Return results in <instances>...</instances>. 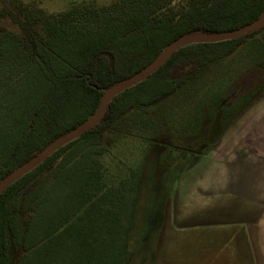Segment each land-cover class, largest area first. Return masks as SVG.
Segmentation results:
<instances>
[{"label": "trees", "instance_id": "1", "mask_svg": "<svg viewBox=\"0 0 264 264\" xmlns=\"http://www.w3.org/2000/svg\"><path fill=\"white\" fill-rule=\"evenodd\" d=\"M263 12L264 0L82 1L60 12L36 4L1 10L21 31L0 32V181L81 125L108 88L144 69L175 39L237 30ZM263 32L264 24L176 50L117 95L94 127L11 184L0 196V264H130L144 174L120 157L108 159L114 137L104 143L103 136L201 78L180 68L205 70ZM241 77L225 104L234 99L239 106L264 82L244 85Z\"/></svg>", "mask_w": 264, "mask_h": 264}, {"label": "crops", "instance_id": "2", "mask_svg": "<svg viewBox=\"0 0 264 264\" xmlns=\"http://www.w3.org/2000/svg\"><path fill=\"white\" fill-rule=\"evenodd\" d=\"M242 113L169 211L160 199L138 206L130 264H264V92Z\"/></svg>", "mask_w": 264, "mask_h": 264}, {"label": "rangeland", "instance_id": "3", "mask_svg": "<svg viewBox=\"0 0 264 264\" xmlns=\"http://www.w3.org/2000/svg\"><path fill=\"white\" fill-rule=\"evenodd\" d=\"M82 1L105 5L114 0H0V11L10 9L20 12L21 7L36 4L48 12H60ZM7 30L21 31L9 16H0V32ZM263 44L264 32L222 62L205 70H195V65L180 68L178 71L182 75L193 69L194 75L201 78L196 79L191 89L186 90V87L179 96L174 95L161 105L143 112V118L136 113L129 114L122 126L103 136L104 143L108 142L109 136L114 137L108 159L119 160L120 157L142 170L144 181L139 207H144L152 199L153 202L160 199V205L169 211L170 203L173 205L179 195H185L187 183L197 172L198 167H192L195 161L206 153L211 154L208 159H219L217 154L222 138L227 137L226 133L237 130L243 121L244 108L251 106L259 91L264 92V82L259 81L248 100H243L236 107H233L234 99L225 104L234 93L233 81L239 80L244 73L241 77L244 85L245 82L247 85L253 82L254 78L256 81L259 78L264 80ZM255 65H260L262 70L254 68Z\"/></svg>", "mask_w": 264, "mask_h": 264}, {"label": "water", "instance_id": "4", "mask_svg": "<svg viewBox=\"0 0 264 264\" xmlns=\"http://www.w3.org/2000/svg\"><path fill=\"white\" fill-rule=\"evenodd\" d=\"M264 24V12L256 19L254 22L243 26L237 30L226 31L220 33H201L194 32L185 34L171 43H169L165 49L144 69L134 74L133 76L122 80L110 88H108L102 98L101 104L97 108V110L81 125H79L76 129L67 132L56 138L52 141L46 148L32 157L30 160L26 161L18 168L13 170L10 174L4 177L0 181V196L5 192V190L13 184L15 181L20 179L22 176L39 166L43 163L50 155H52L55 151L60 149L62 146L67 143L77 139L82 134H84L87 130L94 127L103 117L104 113L107 110L108 104L120 93L127 90L128 88L136 85L137 83L144 80L146 77L155 72L166 60L170 57V55L176 50L180 49L183 46L197 43H206V42H218L223 40H229L233 38H237L243 36L249 30H254L259 28ZM227 101V100H226Z\"/></svg>", "mask_w": 264, "mask_h": 264}]
</instances>
